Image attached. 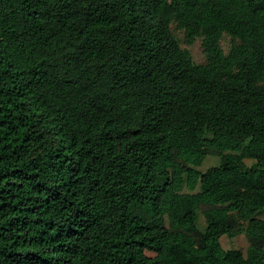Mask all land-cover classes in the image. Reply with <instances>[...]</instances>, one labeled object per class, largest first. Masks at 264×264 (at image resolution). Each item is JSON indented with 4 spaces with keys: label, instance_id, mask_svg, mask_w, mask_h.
Segmentation results:
<instances>
[{
    "label": "trees",
    "instance_id": "16d2710c",
    "mask_svg": "<svg viewBox=\"0 0 264 264\" xmlns=\"http://www.w3.org/2000/svg\"><path fill=\"white\" fill-rule=\"evenodd\" d=\"M261 213L264 0H0V264H264Z\"/></svg>",
    "mask_w": 264,
    "mask_h": 264
},
{
    "label": "rangeland",
    "instance_id": "374dc122",
    "mask_svg": "<svg viewBox=\"0 0 264 264\" xmlns=\"http://www.w3.org/2000/svg\"><path fill=\"white\" fill-rule=\"evenodd\" d=\"M171 29L173 30V34L175 36V38L178 40L180 46L182 48H185L188 50V52L190 53V56L192 58V60L196 63H204L205 62V58H204V53L202 51V47H201V40L200 39H196L192 44L187 45L183 42V33L181 31H177L174 30L173 27H171ZM222 47L224 49V51L226 52L228 50L229 47V39L228 37H223L222 41H221ZM218 159L216 157H211L205 160V162L203 163L202 167H208V166H212L217 164ZM246 162L249 164L250 161L246 160ZM261 219H264V213H261L259 216ZM196 226L201 229L204 226V219L201 215H199V218L196 221ZM220 244L224 249H230V248H235V249H239L242 252H244L248 246V242L246 237L243 234H239L231 239L222 236L220 238ZM146 254L150 257L154 256V253L148 252L146 251Z\"/></svg>",
    "mask_w": 264,
    "mask_h": 264
}]
</instances>
